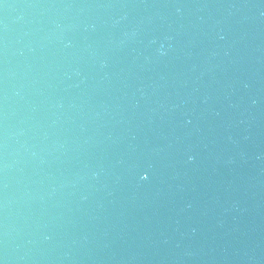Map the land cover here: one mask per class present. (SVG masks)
<instances>
[{
	"label": "water",
	"instance_id": "1",
	"mask_svg": "<svg viewBox=\"0 0 264 264\" xmlns=\"http://www.w3.org/2000/svg\"><path fill=\"white\" fill-rule=\"evenodd\" d=\"M99 0H0V264H56Z\"/></svg>",
	"mask_w": 264,
	"mask_h": 264
}]
</instances>
